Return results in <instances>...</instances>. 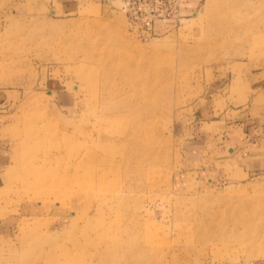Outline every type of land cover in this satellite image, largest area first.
Masks as SVG:
<instances>
[{
	"label": "rangeland",
	"instance_id": "1",
	"mask_svg": "<svg viewBox=\"0 0 264 264\" xmlns=\"http://www.w3.org/2000/svg\"><path fill=\"white\" fill-rule=\"evenodd\" d=\"M124 6L0 0V264L264 263V174L224 165L264 124V0H192L155 35Z\"/></svg>",
	"mask_w": 264,
	"mask_h": 264
},
{
	"label": "crops",
	"instance_id": "2",
	"mask_svg": "<svg viewBox=\"0 0 264 264\" xmlns=\"http://www.w3.org/2000/svg\"><path fill=\"white\" fill-rule=\"evenodd\" d=\"M192 0H182V14L186 16L192 9ZM226 145L224 165L235 169L240 176L264 174V124L255 122L242 125L239 138Z\"/></svg>",
	"mask_w": 264,
	"mask_h": 264
},
{
	"label": "bare ground",
	"instance_id": "3",
	"mask_svg": "<svg viewBox=\"0 0 264 264\" xmlns=\"http://www.w3.org/2000/svg\"><path fill=\"white\" fill-rule=\"evenodd\" d=\"M217 24V23H216ZM222 32V31H221ZM151 89V88H150ZM155 96V95H154ZM151 97H153V96H151ZM155 97H158V96H155ZM147 100V99H146ZM144 101V100H143ZM153 101H155V100H153ZM148 102H149V100H148ZM139 103V102H138ZM153 103H155V102H152V105H153ZM142 109V108H141ZM146 111V110H145ZM142 130V129H141ZM129 137L127 136V139H128ZM126 139V138H125ZM140 140V139H139ZM136 141H138V140H136ZM147 141V140H146ZM145 140H144V142H146ZM125 142H126V140H125ZM143 142V141H142ZM141 142V143H142ZM138 143L139 142H136L134 145L135 146H137L138 145ZM140 143V144H141ZM143 145V144H142ZM134 146V147H135ZM145 146H146V144H145ZM143 147H144V145H143ZM147 148V147H146ZM87 151H89L88 149H87ZM54 153V152H53ZM82 153V152H81ZM52 154V153H51ZM55 154V153H54ZM57 154V153H56ZM55 154V155H56ZM94 154H95V152H94ZM125 154V153H124ZM50 155V154H49ZM49 155H48V157H49ZM126 155H127V153H126ZM95 156V155H94ZM42 157V156H41ZM52 155H51V160H52ZM143 157V156H142ZM62 158V157H61ZM76 158V157H75ZM87 158L88 159H92V156H91V154H89V152L87 153L86 152V154L84 155V156H82V155H79V156H77V159H78V161H80V162H78V164H76V165H79V166H84L85 167V172H86V175H87V177H88V179H85L82 183V186H83V189L82 190H85V191H88V188H90V186H99V188L101 187L100 185H101V183L103 182V179L105 178V174H102V175H100V176H96L95 174H93L92 173V169L90 168V167H88V166H85L86 165V161L85 160H87ZM49 159V158H48ZM103 162H106V163H110V160H107V161H104V160H101L100 161V163H103ZM117 162H119V161H117ZM72 164H73V162H71ZM30 164V163H29ZM42 164V163H41ZM63 166H65V165H63ZM74 166V165H73ZM95 169V168H94ZM33 174L36 176V182L37 183H40V182H44V180H46V177H47V173H45L44 171V169L43 168H41V167H38V168H34L33 170ZM73 173V172H72ZM81 173V172H80ZM49 177V176H48ZM79 176H77L76 178H78ZM50 178V177H49ZM52 178H54V182H55V185H56V187H54V189H57V191H59L58 193H61L60 194V196L58 197V199L60 198L61 199V201H64V200H66V199H68V200H71V203H73V200L74 201H77L78 199H80V198H78L79 196H80V194H78V191H77V189H75L74 187H73V180H74V176H69L68 174H60V173H58V172H55V173H53L52 174ZM75 178V179H76ZM51 180V179H50ZM81 182V181H80ZM36 183V184H37ZM35 184V185H36ZM105 184H106V182H105ZM40 186V185H39ZM43 186H41V187H39V188H42ZM48 188V187H47ZM82 188V187H81ZM46 189V188H45ZM65 194V195H64ZM69 197V198H68ZM76 214V213H75ZM76 216V218L74 219V221H73V225H75V224H77L78 222H79V213L77 214V215H75ZM84 217H85V220H86V229H88V230H90V228L92 227V223H90V219H88L87 217H86V214L85 215H83ZM139 227V226H138ZM194 228V227H193ZM101 229V228H100ZM85 231V230H84ZM194 232H197V231H194ZM130 235V234H129ZM133 236V235H132ZM141 236V235H140ZM127 237H129V236H127ZM122 238H120V237H118V238H116V241H115V245H117V246H121L122 244H123V242H122ZM123 241H125V240H123ZM149 246V245H148ZM147 249V248H146ZM157 250V249H156ZM147 252V251H146ZM152 252H155L154 250L152 251ZM158 254H159V252H157ZM161 253H163V252H161ZM66 254H68V256H70V254H69V252H66ZM79 255V254H78ZM78 255H76L75 256V259L77 260V256ZM156 255V254H155ZM154 255V256H155ZM46 257H49V255L47 254L46 255Z\"/></svg>",
	"mask_w": 264,
	"mask_h": 264
},
{
	"label": "built area",
	"instance_id": "4",
	"mask_svg": "<svg viewBox=\"0 0 264 264\" xmlns=\"http://www.w3.org/2000/svg\"><path fill=\"white\" fill-rule=\"evenodd\" d=\"M125 10L134 11L142 17L149 34H157L163 25H173L181 21L182 0H123ZM264 264V263H256Z\"/></svg>",
	"mask_w": 264,
	"mask_h": 264
}]
</instances>
